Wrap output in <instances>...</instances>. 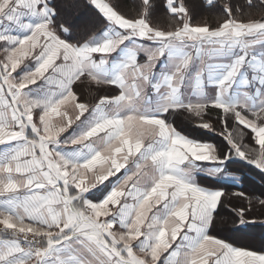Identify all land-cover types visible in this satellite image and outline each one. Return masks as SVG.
Returning a JSON list of instances; mask_svg holds the SVG:
<instances>
[{"label": "snow or ice", "instance_id": "6c2138e0", "mask_svg": "<svg viewBox=\"0 0 264 264\" xmlns=\"http://www.w3.org/2000/svg\"><path fill=\"white\" fill-rule=\"evenodd\" d=\"M86 5L0 0V264H264V0Z\"/></svg>", "mask_w": 264, "mask_h": 264}, {"label": "trees", "instance_id": "16d2710c", "mask_svg": "<svg viewBox=\"0 0 264 264\" xmlns=\"http://www.w3.org/2000/svg\"><path fill=\"white\" fill-rule=\"evenodd\" d=\"M245 0H232V3L235 5H241L244 4ZM79 3L81 5L79 11L76 13V15L79 16V20L81 22L86 21L87 19L94 17L96 14L93 9H91L90 6L86 5V0H79ZM218 3H222V0H218ZM253 15L259 16L261 14H264V9H254L252 10ZM65 14H70L68 10H65ZM219 15V8L213 9L210 12L205 11L201 13L202 17L207 18V20L215 24L216 17ZM199 19V17H198ZM162 23H167L166 21H161ZM182 127H188V130L190 131V126L187 125H181ZM202 135H209L210 138L216 140L217 137L212 136L211 134L207 133H200ZM236 174L241 175L242 177V185L241 187H237L235 185H229L230 191H246L249 194L255 193L256 195H259L261 191H264V180L261 179V176L257 174L256 171L250 170V167L247 165H244L243 163H240L233 169ZM242 201L233 198V204L239 205ZM258 211V210H257ZM259 218V217H257ZM229 239L233 240L237 244L240 245H247L252 246L254 248H261L264 247V226H261L259 224L256 225H248L245 227H242L240 230H233L231 232L226 233Z\"/></svg>", "mask_w": 264, "mask_h": 264}, {"label": "crops", "instance_id": "0c3cea01", "mask_svg": "<svg viewBox=\"0 0 264 264\" xmlns=\"http://www.w3.org/2000/svg\"><path fill=\"white\" fill-rule=\"evenodd\" d=\"M236 174V173H235ZM236 176H238L239 177V182L238 183H236V182H231L229 185H235V186H237V187H241V185H242V177H241V175H239V174H236ZM197 179L199 180V179H201V176L198 174L197 175ZM205 179H208L207 177H205ZM228 180L229 181H233V178H228Z\"/></svg>", "mask_w": 264, "mask_h": 264}]
</instances>
